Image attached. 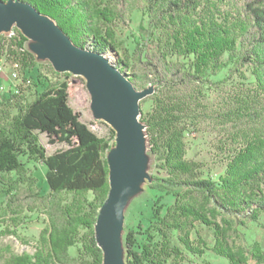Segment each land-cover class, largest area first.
Segmentation results:
<instances>
[{"label": "trees", "instance_id": "1", "mask_svg": "<svg viewBox=\"0 0 264 264\" xmlns=\"http://www.w3.org/2000/svg\"><path fill=\"white\" fill-rule=\"evenodd\" d=\"M12 1L48 17L74 46L114 53L116 69L137 91L153 88L150 110L139 122L156 160L152 189L158 195L147 221L125 231V264H192L208 247L198 227L211 233L216 255L247 264L228 243L225 216L264 214V0ZM138 9L147 24L139 25L129 52L118 33ZM26 42L17 30L0 36V58H14L40 86L31 102L20 88L0 100V197L8 206L44 199L21 158L40 162L50 194L40 201L48 227L33 255H5L0 264H102L94 227L109 194L102 154L115 133L104 140L89 130L68 105L67 74L49 67L59 79L41 76ZM232 79L246 88L234 87L217 106L208 104V88ZM200 132L218 137L213 149L222 156L223 174L217 180L187 157L186 137ZM38 135L66 148L47 155Z\"/></svg>", "mask_w": 264, "mask_h": 264}, {"label": "rangeland", "instance_id": "2", "mask_svg": "<svg viewBox=\"0 0 264 264\" xmlns=\"http://www.w3.org/2000/svg\"><path fill=\"white\" fill-rule=\"evenodd\" d=\"M140 24H147V17L141 10H135L127 25L118 33V39L122 43V47L129 52L134 48L132 37L138 34ZM14 30L19 33L20 30L15 24L7 25L0 29V36L12 35ZM27 39L25 43L26 50L33 56L35 66L41 72V76H45L51 80L59 79L50 71L51 63L45 57L43 47L34 41ZM104 57L111 65L115 66L117 56L114 53H106ZM13 64H17L12 57L0 58V100L6 96L7 92L14 88H20L22 97L27 102H31L40 86L33 80H29L28 74L17 68L18 78L14 80L11 76L14 71ZM53 69V67H52ZM54 72H57L53 69ZM66 77H62L68 84V105L80 116V120L87 125L89 130L98 138L110 140V130L114 131L110 121L96 113L93 108L95 98L90 94L87 88V80L84 75L64 71ZM58 74H60L58 72ZM35 77V73H32ZM29 81V82H28ZM246 88V82L232 79L225 85H216L208 88L207 102L217 106L222 102L226 94L231 96L232 90ZM140 116L147 113L151 107L150 90L146 91L140 98L139 102ZM145 130L142 128L144 139V163L140 166V175H138L132 183L126 202L123 207V220L121 229V242L123 250V239L126 229L134 227L137 222L145 223L150 215L151 200L158 194L152 189L154 185L153 178L156 174V160L149 153L148 139L145 137ZM115 133V131H114ZM39 143L44 148L47 155H51L59 150L66 148L63 144H52L44 135H38ZM218 137L215 133H191L186 137L187 157L193 158L204 165V176L212 180H217L223 174V166L221 163L222 156L218 151H214L213 144H216ZM115 139L110 141V149L102 154V159L107 164L110 153L115 148ZM21 162L27 169V175L35 179L36 185L34 190L40 195H44V199L50 197L47 185L44 183L45 167L33 160L21 158ZM11 179L5 177V179ZM12 180V179H11ZM26 181V180H25ZM7 182V181H6ZM5 182V183H6ZM25 185V184H24ZM23 188H26V185ZM0 188H5L0 184ZM46 197V198H45ZM61 198L67 199V196L61 195ZM36 203H21L17 206H8L6 198L0 197V260L5 255H33L39 248L40 236L48 227V217L45 209L40 201ZM228 230V243L234 249L244 254L247 264H264V214H260L255 220L226 217ZM221 218L218 217V222ZM200 235L208 243L201 258H193L192 264H228V262L216 255L212 250L213 241L211 233L203 228H199Z\"/></svg>", "mask_w": 264, "mask_h": 264}, {"label": "water", "instance_id": "3", "mask_svg": "<svg viewBox=\"0 0 264 264\" xmlns=\"http://www.w3.org/2000/svg\"><path fill=\"white\" fill-rule=\"evenodd\" d=\"M12 24L25 38L37 43L40 49L43 47L55 71L86 77L87 88L95 98L93 108L110 121L115 131L116 144L108 161L109 194L100 208L94 231L103 253L102 264H125L121 242L123 207L132 183L141 173L145 155L138 157L135 153L138 131L145 130L138 120V102L146 91L150 90L151 95L153 88L137 91L104 55L74 46L52 20L32 6L0 1V29Z\"/></svg>", "mask_w": 264, "mask_h": 264}, {"label": "bare ground", "instance_id": "4", "mask_svg": "<svg viewBox=\"0 0 264 264\" xmlns=\"http://www.w3.org/2000/svg\"><path fill=\"white\" fill-rule=\"evenodd\" d=\"M143 150H144V139H143V134H142V128H140L138 131V141H137L136 150H135L136 155L140 157L141 152Z\"/></svg>", "mask_w": 264, "mask_h": 264}, {"label": "built area", "instance_id": "5", "mask_svg": "<svg viewBox=\"0 0 264 264\" xmlns=\"http://www.w3.org/2000/svg\"><path fill=\"white\" fill-rule=\"evenodd\" d=\"M11 35L7 36V37H10ZM14 66V71H12L11 73V76L14 80H16L18 78V74H17V68H18V65L17 64H13ZM29 82V81H28ZM19 88V87H18ZM18 88H14L13 91L15 93H18Z\"/></svg>", "mask_w": 264, "mask_h": 264}]
</instances>
